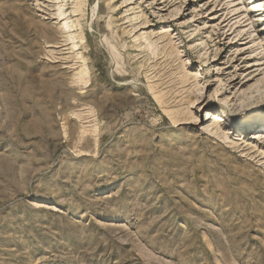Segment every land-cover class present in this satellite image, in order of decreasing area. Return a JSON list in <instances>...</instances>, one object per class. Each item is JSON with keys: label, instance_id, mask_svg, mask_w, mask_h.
<instances>
[{"label": "rangeland", "instance_id": "374dc122", "mask_svg": "<svg viewBox=\"0 0 264 264\" xmlns=\"http://www.w3.org/2000/svg\"><path fill=\"white\" fill-rule=\"evenodd\" d=\"M253 1L0 0V264H264Z\"/></svg>", "mask_w": 264, "mask_h": 264}, {"label": "bare ground", "instance_id": "6f19581e", "mask_svg": "<svg viewBox=\"0 0 264 264\" xmlns=\"http://www.w3.org/2000/svg\"><path fill=\"white\" fill-rule=\"evenodd\" d=\"M251 1V0H250ZM251 4V7H250V11L251 12H254V13H257V12H259V11H263V13H264V0H255V1H253V2H251L250 3ZM235 11V10H234ZM263 13H262V15H263ZM261 15V16H262ZM240 16V13H235L234 15H233V18L235 19V18H237L238 19V17ZM226 22V21H225ZM64 26L65 27H68V25H67V23H65L64 24ZM263 31H264V28H263ZM85 73H87L88 72V70L86 69L85 71H84ZM221 81V80H220ZM221 83V82H220ZM222 84V83H221ZM219 92H220V89H218L217 91H216V95H219ZM259 92V91H258ZM226 93V92H225ZM264 94L263 93H261L260 94V96H259V98L258 99H256L257 100V102L258 101H263L264 100V96H263ZM251 96H252V98H253V95H250V99H252L251 98ZM217 97V96H216ZM248 99V98H247ZM225 100H227L226 98H225ZM249 101V100H248ZM227 102V101H226ZM225 102V103H226ZM210 103H211V100H210V98L208 99V103L206 104V106H209L210 105ZM193 104H195V103H193ZM202 107V106H201ZM208 113H207V117H209L208 118V120L206 121V122H208V124H209V126H206V128L203 130V134H207V135H209V134H213L214 135V133H215V131H216V134H219L220 132L219 131H221V129H222V126H223V124L221 123V122H225L224 124H226V120H224V117H226V113H225V110H223V108H219V109H217V110H215V112H213L212 113V111L211 110H209V111H207ZM231 112V111H230ZM232 121V120H231ZM229 122V121H228ZM227 122V123H228ZM192 123V122H191ZM255 124V125H254ZM251 125H253L252 127H250V129L249 130H252V131H254V130H256V129H259V127L262 125L263 127H264V114L263 115H259V117L258 118H256V119H254V120H252L250 117H241L239 120H235V122L233 121V122H231V126H232V128L234 127V128H245V127H249V126H251ZM211 127H213V128H211ZM229 130H230V128H229ZM239 130V129H238ZM227 132H231V130L230 131H227ZM221 133L225 136V138L226 139H229V137L227 136V134H225V130L223 129L222 131H221ZM235 133H236V130H235ZM233 134H234V132H233ZM258 136H259V138H261V137H263L264 138V133H261V131H260V133L259 134H257ZM215 136V135H214ZM257 139V138H256ZM240 140H241V138H240ZM239 140V141H240ZM233 144H234V142H233ZM237 144V143H236ZM231 146V145H230ZM235 147V146H234ZM233 148V147H232ZM236 148V147H235Z\"/></svg>", "mask_w": 264, "mask_h": 264}]
</instances>
